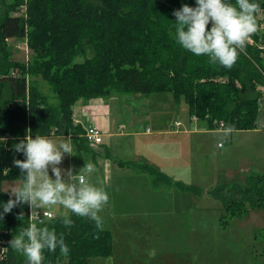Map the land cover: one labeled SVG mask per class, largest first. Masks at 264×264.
Segmentation results:
<instances>
[{"label": "trees", "instance_id": "1", "mask_svg": "<svg viewBox=\"0 0 264 264\" xmlns=\"http://www.w3.org/2000/svg\"><path fill=\"white\" fill-rule=\"evenodd\" d=\"M183 3L194 6L195 0H0V191L5 180L22 181L13 161L24 157L13 146L27 135H69L78 150L91 152L83 128L73 121L79 99L170 92L208 129L221 128L220 122L229 133L256 127L260 94L253 81L262 82L261 74L240 51L225 68L178 45L173 12ZM21 6L26 16L10 15ZM25 36L33 53L28 64L11 60L6 42ZM246 52L258 60L250 47ZM37 76L51 87L55 103L39 90ZM219 77L226 80L218 82ZM140 169L154 176L153 182H169L151 166ZM211 193L229 217L241 216L247 204L264 207V177L251 175L242 187L217 186ZM8 198L0 192V200ZM28 207H14L0 219L1 232L9 231L4 264H24L10 240L28 226ZM72 219L70 227L57 216L38 225L63 233L69 249L63 254L45 249L43 264H90L112 254L108 229L100 231L94 221L74 214Z\"/></svg>", "mask_w": 264, "mask_h": 264}, {"label": "rangeland", "instance_id": "2", "mask_svg": "<svg viewBox=\"0 0 264 264\" xmlns=\"http://www.w3.org/2000/svg\"><path fill=\"white\" fill-rule=\"evenodd\" d=\"M10 15L26 16L25 6ZM27 40L26 36L7 39L11 60L25 64L33 60ZM35 81L49 102L55 103L44 79L37 76ZM116 96L103 98L111 109L113 124L111 135L104 138L107 147L95 152L99 181L90 177L92 183L102 188L107 185L111 192V203H106L99 215L109 221L112 254L93 264H264V207L247 204L243 215L229 217L223 201L211 193L217 186L242 187L249 176L257 175L256 167L264 169V134L233 132L231 138L226 131L206 130L196 117L190 120L185 102L175 103L170 92H154L138 102L130 101L134 96ZM133 106L141 111V120L139 130L129 133L126 119ZM175 121L180 122V128L173 127ZM168 130L188 132L175 138L168 136ZM49 137L54 141L66 138ZM218 142L223 143L222 148L216 146ZM84 155L74 149V154H65L60 167L78 171L86 162L92 163ZM116 160L156 162L166 169L159 172H164L169 182H153L154 176L120 168ZM20 182L4 181V190L10 191ZM37 209L51 211L54 217L63 211L58 205ZM8 236L9 231L2 229L0 264H4L1 248L5 245L7 250Z\"/></svg>", "mask_w": 264, "mask_h": 264}, {"label": "clouds", "instance_id": "3", "mask_svg": "<svg viewBox=\"0 0 264 264\" xmlns=\"http://www.w3.org/2000/svg\"><path fill=\"white\" fill-rule=\"evenodd\" d=\"M264 0H195V5L183 3L175 9L173 39L194 56H207L210 64L231 68L251 34L257 31L256 14ZM209 24L211 25L209 27ZM14 150L23 159H14L22 181L7 190V201L0 200V219L14 207L27 204L32 208L60 206V223L70 227L72 214L95 222L104 230L99 215L108 202V192L91 182L95 171L93 163L86 162L78 171L62 169L65 154H74L70 137L54 141L49 136H25L14 144ZM51 170V175L49 174ZM44 221L29 222L10 240L14 252L22 254L24 264H43L44 250L69 251L63 233L43 225Z\"/></svg>", "mask_w": 264, "mask_h": 264}, {"label": "crops", "instance_id": "4", "mask_svg": "<svg viewBox=\"0 0 264 264\" xmlns=\"http://www.w3.org/2000/svg\"><path fill=\"white\" fill-rule=\"evenodd\" d=\"M123 96H126V95H123ZM130 96L135 97L134 100H130V101H135V102H138L139 98H141L145 101L147 99V96L142 95V94H135V95H130ZM127 98H125V99H127ZM123 101H127V100H123ZM76 103H78L76 108L74 105L72 107L74 123L79 124L83 128V130L87 126H91V125H96L97 127H99L103 133L102 142L98 145H91L90 144L91 152L86 153L82 149H80V150L77 149L78 147H76L73 144V139L71 136H69V135H61V136H65L66 138L70 137L71 143L74 145V149L76 150V152L79 156H83V154H86V155H84L86 157L85 159L87 161L90 159L92 160V163L95 166V171L91 174V177H92L93 181L95 183H97L99 181V178H100V175L98 174L97 170L100 171V168H99V162L97 160V154H95V152H96V150L105 149L107 147V145L104 143V138L111 135V129H112V124H113V122L111 121L112 112H111L110 107L106 105V102H104L103 98H101V97L94 98L92 100L90 99L88 101L79 99L75 102V104ZM258 104H259V106H258V115H257L256 127L253 129H249V130L232 131L231 133H229L231 135V138L234 137V135H232L233 132H237V133L248 132V133H254V135L261 134V133L264 134V99L259 100ZM128 109H129V112L132 113V115H129L130 116L129 119H126V122H127L126 124L129 127L128 132L131 133L132 132L131 130H133V132H136L137 130H139L137 128V126H138L137 123H139V120H141L140 116H138V113L141 111L136 106H133V110L131 107H129ZM141 116L143 117V119L145 118L144 112H142ZM190 120H195V119L190 117ZM204 128L206 130H209V131L216 130V129H208L205 126H204ZM191 130L194 131V129H191ZM218 130H220L222 132L225 131V130H222L221 128H219ZM166 132H168V136L175 137V138H181L188 131L187 132L186 131L175 132L172 130H168ZM226 132H228V131H226ZM177 134L181 137H178ZM51 136H54V135H51ZM218 143H216V146L222 148L223 144L221 146H218ZM258 144H259V142H258ZM106 157H107V155H106ZM115 162L117 163V165L120 168L126 167L127 169L131 168L133 170H138V171L139 170L143 171L142 169H140V167H142L144 165L151 166L158 171L166 170L164 167L160 166L156 162L153 163V165H150L146 162L143 163V162H138V161H133V160H116ZM126 163H128V164H126ZM155 165H156V167H155ZM257 168L258 167H256L255 169L261 170L262 172L258 171L259 172L258 173V172H256V170H254L255 174L262 175L264 177V169L263 168L257 169ZM143 172H146V171L144 170ZM163 174H164V172H163ZM148 175H150V174L148 173ZM5 181H7V180H5ZM3 183H4V181L2 182V189L4 190ZM104 189L108 192V195H109L108 203H111L110 202L111 201V192H110L109 188L107 187V185L104 187ZM6 192H8V191H6ZM187 205H189V202ZM103 223H104V227L111 232L109 221L103 220ZM111 234H112V232H111ZM112 240H113V236H112ZM112 246H113V244H112ZM98 260H99V258H96V259L92 260L91 263L93 264Z\"/></svg>", "mask_w": 264, "mask_h": 264}, {"label": "built area", "instance_id": "5", "mask_svg": "<svg viewBox=\"0 0 264 264\" xmlns=\"http://www.w3.org/2000/svg\"><path fill=\"white\" fill-rule=\"evenodd\" d=\"M256 19L258 25L257 31L250 35L246 42L245 49H242V53L251 58L250 53L246 52V48L250 47L256 52L258 56V60L252 57L253 59H251V61L254 63L255 67L262 76V82H258L256 80L253 81L258 87V91L260 94L258 99L259 101L264 99V9H259L258 13L256 14ZM236 83L237 85H239L238 82ZM219 125L222 128V122H220ZM174 128H180L179 121L174 122ZM83 136L86 138L89 144L98 145L102 142L103 133L99 127H97L96 125H91L84 128ZM222 144V142H219L218 146H221ZM27 213L29 222H39L41 220L45 222L46 220H49L54 217V214L51 211L40 210L37 208L31 209L30 207H28ZM5 251L7 253L5 245H3V247L1 248L2 258L6 257Z\"/></svg>", "mask_w": 264, "mask_h": 264}, {"label": "water", "instance_id": "6", "mask_svg": "<svg viewBox=\"0 0 264 264\" xmlns=\"http://www.w3.org/2000/svg\"><path fill=\"white\" fill-rule=\"evenodd\" d=\"M0 234H1V230H0Z\"/></svg>", "mask_w": 264, "mask_h": 264}]
</instances>
